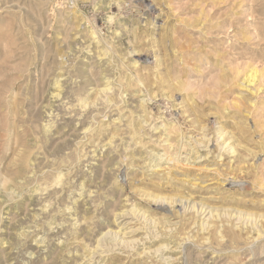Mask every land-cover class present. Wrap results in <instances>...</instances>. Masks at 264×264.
<instances>
[{"label":"rangeland","instance_id":"rangeland-1","mask_svg":"<svg viewBox=\"0 0 264 264\" xmlns=\"http://www.w3.org/2000/svg\"><path fill=\"white\" fill-rule=\"evenodd\" d=\"M89 263L264 264V0H0V264Z\"/></svg>","mask_w":264,"mask_h":264},{"label":"bare ground","instance_id":"bare-ground-1","mask_svg":"<svg viewBox=\"0 0 264 264\" xmlns=\"http://www.w3.org/2000/svg\"><path fill=\"white\" fill-rule=\"evenodd\" d=\"M111 22V21H110ZM99 34V33H98ZM94 36V35H93ZM92 37V36H91ZM134 52V51H133ZM53 84H54V82H53ZM108 89V88H107ZM196 156V155H195ZM200 156V155H199ZM197 157V156H196ZM154 159V158H153ZM167 159V158H166ZM174 160V159H173ZM204 168V167H203ZM198 169V168H197ZM166 173V172H165ZM125 213H127V211L125 212ZM124 212H123V214L121 215V214H119L118 215V218H122V220L124 219V214H125ZM126 217V216H125ZM124 221V220H123ZM130 222H125V223H123L122 225H126V224H129ZM135 229V228H134ZM169 247V246H168ZM142 250V249H141ZM172 257V256H171ZM89 258V257H88ZM102 258V257H101ZM103 261V260H102ZM90 264V263H89Z\"/></svg>","mask_w":264,"mask_h":264}]
</instances>
